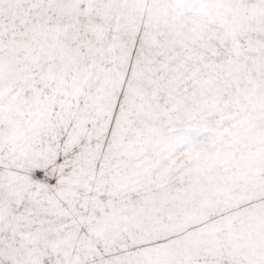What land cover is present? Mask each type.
<instances>
[{"label": "snow or ice", "instance_id": "snow-or-ice-1", "mask_svg": "<svg viewBox=\"0 0 264 264\" xmlns=\"http://www.w3.org/2000/svg\"><path fill=\"white\" fill-rule=\"evenodd\" d=\"M0 264H264V0H0Z\"/></svg>", "mask_w": 264, "mask_h": 264}]
</instances>
